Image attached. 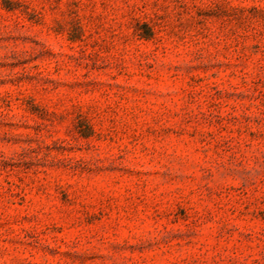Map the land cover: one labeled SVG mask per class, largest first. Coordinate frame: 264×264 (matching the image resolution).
<instances>
[{
    "label": "rangeland",
    "instance_id": "rangeland-1",
    "mask_svg": "<svg viewBox=\"0 0 264 264\" xmlns=\"http://www.w3.org/2000/svg\"><path fill=\"white\" fill-rule=\"evenodd\" d=\"M0 264H264V0H0Z\"/></svg>",
    "mask_w": 264,
    "mask_h": 264
}]
</instances>
